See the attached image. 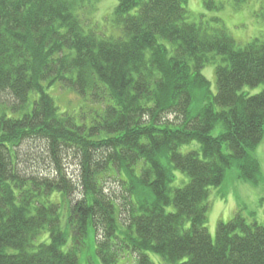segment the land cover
Masks as SVG:
<instances>
[{"label": "trees", "instance_id": "obj_1", "mask_svg": "<svg viewBox=\"0 0 264 264\" xmlns=\"http://www.w3.org/2000/svg\"><path fill=\"white\" fill-rule=\"evenodd\" d=\"M96 1L0 0V264H94L91 235L100 264H264V223L207 226L227 169L260 179L264 40L237 46L186 0H117L106 35Z\"/></svg>", "mask_w": 264, "mask_h": 264}, {"label": "rangeland", "instance_id": "obj_2", "mask_svg": "<svg viewBox=\"0 0 264 264\" xmlns=\"http://www.w3.org/2000/svg\"><path fill=\"white\" fill-rule=\"evenodd\" d=\"M204 0H186L184 6L191 13L194 22H202L206 24L207 21L212 22L214 18H218V25H222L230 36L233 37L237 46H245L254 38H261L264 40V0H227L220 8H208L203 4ZM214 3L218 0H213ZM117 4V0H97L87 17L90 22H95V27H100L106 35L118 33L113 22L111 21L113 7ZM214 26L215 25L214 23ZM214 64H208L202 68V73L209 81V89L211 93L216 92V78L214 73ZM261 86L246 87L245 90L249 94L256 93L261 90ZM64 91V90H62ZM57 92V97L53 94L58 106L63 109L71 108L66 106L68 101L73 102L78 96L69 92ZM191 111L197 112L203 103L207 100L204 98H194L192 100ZM61 108V109H62ZM62 109V110H63ZM213 135L219 132V125L211 130ZM262 140L254 147L252 153L256 160L259 162L260 179L258 182H251L250 180H243L239 178L236 167L226 170L225 177L222 184L215 186L210 190L209 205L210 208L207 212V226L212 238H215L216 224L218 221L226 223L231 219L235 213L239 212L246 219L247 223L256 222L264 223V136ZM196 147V143L185 145L181 148L182 152L190 151ZM67 168L69 172L75 175L78 173L75 159L71 154L66 158ZM176 175L182 176L176 170ZM108 189H116L118 186L110 179L106 182ZM118 189V188H117ZM115 191V190H114ZM119 191V189H118ZM87 246L84 253L90 254L95 260L94 264H100L95 254L92 253L94 242L92 235L88 238ZM94 254V255H93ZM151 260L156 264H162L161 258L157 254H150Z\"/></svg>", "mask_w": 264, "mask_h": 264}]
</instances>
